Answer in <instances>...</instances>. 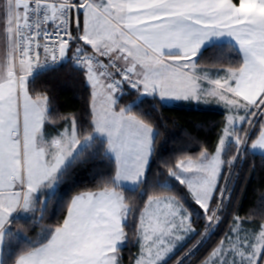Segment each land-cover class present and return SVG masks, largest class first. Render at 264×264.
<instances>
[{"label":"snow or ice","instance_id":"1","mask_svg":"<svg viewBox=\"0 0 264 264\" xmlns=\"http://www.w3.org/2000/svg\"><path fill=\"white\" fill-rule=\"evenodd\" d=\"M210 49L212 70L203 66ZM61 62L90 89L87 126L53 115L48 96L30 90ZM147 98L161 106L212 98L226 109L215 148L178 159L154 185L147 173L159 131L134 111ZM58 119L62 130L51 135L46 125ZM90 149L93 157L103 149L115 174L66 198L65 176ZM256 154L264 157V0H0V264H122L128 228L134 264H168L184 248L176 264L201 248L199 264H264V223L244 230L235 216L213 241L237 169ZM53 202L62 221L36 238L13 227L39 224Z\"/></svg>","mask_w":264,"mask_h":264},{"label":"trees","instance_id":"2","mask_svg":"<svg viewBox=\"0 0 264 264\" xmlns=\"http://www.w3.org/2000/svg\"><path fill=\"white\" fill-rule=\"evenodd\" d=\"M213 51L210 49L204 54L203 66L209 70L213 69V61L208 59ZM224 54L226 57L235 59V54L228 51L226 47ZM30 90L33 95L39 93L48 96L53 115L58 114V116L65 117L75 115L87 126V121L90 119L88 115L90 89L85 86L82 73L71 63H64L61 68L40 73L35 84H30ZM135 99L136 95L132 93L123 97L120 104L125 106ZM134 111L142 115L159 131L155 142L154 162L151 163L147 173L148 185H154L157 180H163L164 176L160 173L166 175L167 167L175 164L178 159L188 155L195 157L203 146L208 147L210 151L213 150L226 115L221 108L197 106L187 101L171 106H161L158 101L150 98L145 99L140 108ZM144 113L150 115L143 116ZM63 125L64 121L58 119L56 124L46 125V129L54 132L57 129L62 130ZM91 151L90 149L86 152L85 156L74 164L65 176L61 190L66 194V198L79 192L98 191L103 187L101 176H114V167L103 157V149L100 150L101 154L94 157L89 155ZM237 171L240 179L236 182L231 206L223 222L216 229L217 235L213 237V241H219L225 233L229 232L235 216L240 217L246 227L255 231L261 223H264V205H261V198L264 197V157L259 154L247 156L243 166ZM142 187H147V185ZM177 188L179 190V186ZM152 191L153 189L149 188V194ZM125 194L128 195V193ZM146 199L147 196L144 197V200ZM131 203L138 209L143 208V201L138 196L132 197ZM54 207L55 202L49 205L48 214L39 224L24 225V222H21L13 227L19 228L23 225L26 234L36 238L42 228L54 226L57 221H62L63 208L61 207L53 215ZM36 215L39 216V213ZM250 216L251 219H249ZM193 227L203 231L204 222L197 220ZM126 231L129 233V241L127 247L120 253L121 262L122 264H134L139 247L133 235L134 230L128 228ZM188 247H191V244ZM187 250L184 248L177 251L168 260V264H176L178 259L184 257ZM206 254V250L201 248L195 256L186 260V264H199Z\"/></svg>","mask_w":264,"mask_h":264},{"label":"crops","instance_id":"3","mask_svg":"<svg viewBox=\"0 0 264 264\" xmlns=\"http://www.w3.org/2000/svg\"><path fill=\"white\" fill-rule=\"evenodd\" d=\"M214 99H212V98H207L206 100H204V99H202L201 101H199V102H197V101H187V102H192V103H195V105H197V106H203V107H214V108H220V107H216V106H213L214 105ZM183 101H178V103H182ZM178 103H176V104H178ZM173 105H175V104H173ZM167 106V105H166ZM47 130V129H46ZM51 135H55L56 134V131H54V132H50V131H48ZM241 227H242V229H244V230H252V229H250V228H248V227H246L244 224H243V222H241ZM252 231H255V230H252Z\"/></svg>","mask_w":264,"mask_h":264},{"label":"rangeland","instance_id":"4","mask_svg":"<svg viewBox=\"0 0 264 264\" xmlns=\"http://www.w3.org/2000/svg\"><path fill=\"white\" fill-rule=\"evenodd\" d=\"M176 103H178V101L171 102V103L167 104V106H171V105L176 104ZM213 106L220 107L226 113V109L223 107V105L218 104L216 101H214V105Z\"/></svg>","mask_w":264,"mask_h":264},{"label":"built area","instance_id":"5","mask_svg":"<svg viewBox=\"0 0 264 264\" xmlns=\"http://www.w3.org/2000/svg\"><path fill=\"white\" fill-rule=\"evenodd\" d=\"M66 63V62H61L58 66H56L55 68L53 69H50V70H43L41 73H44V72H49L51 70H54V69H58V68H61L63 66V64ZM68 63H71V62H68ZM73 65V63H71ZM74 66V65H73ZM75 67V66H74Z\"/></svg>","mask_w":264,"mask_h":264},{"label":"water","instance_id":"6","mask_svg":"<svg viewBox=\"0 0 264 264\" xmlns=\"http://www.w3.org/2000/svg\"><path fill=\"white\" fill-rule=\"evenodd\" d=\"M67 63V62H66Z\"/></svg>","mask_w":264,"mask_h":264}]
</instances>
